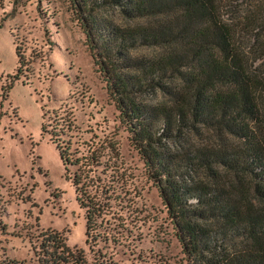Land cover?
Instances as JSON below:
<instances>
[{
	"label": "trees",
	"instance_id": "trees-1",
	"mask_svg": "<svg viewBox=\"0 0 264 264\" xmlns=\"http://www.w3.org/2000/svg\"><path fill=\"white\" fill-rule=\"evenodd\" d=\"M74 4L93 62L190 264H264V0ZM105 7L116 8L125 21L114 20ZM140 47L152 51L136 52ZM18 48L2 90L28 61ZM53 120L42 121L41 129L84 208L85 242L92 245L113 189L97 172L100 163L110 166L108 158L100 159L108 145L83 140L71 148L69 139L60 138L70 121ZM36 235L39 264L85 260L81 254L70 259L54 229ZM60 247L62 253L54 254ZM16 262L0 258L1 264ZM94 264L109 262L96 257Z\"/></svg>",
	"mask_w": 264,
	"mask_h": 264
},
{
	"label": "rangeland",
	"instance_id": "rangeland-1",
	"mask_svg": "<svg viewBox=\"0 0 264 264\" xmlns=\"http://www.w3.org/2000/svg\"><path fill=\"white\" fill-rule=\"evenodd\" d=\"M74 1L0 0V258L39 264L36 234L54 229L70 259L81 254L82 264H94L96 257L109 264H190L93 62ZM105 8L114 20L125 21L116 8ZM16 45L28 61L5 91L6 74L17 65ZM57 116L70 121L60 138L69 139L71 148L83 140L108 145L100 159L108 158L110 166L100 163L97 172L111 180L113 189L106 212L97 218L99 236L92 245L85 242L84 208L64 176L54 142L41 129L42 121L54 123Z\"/></svg>",
	"mask_w": 264,
	"mask_h": 264
}]
</instances>
